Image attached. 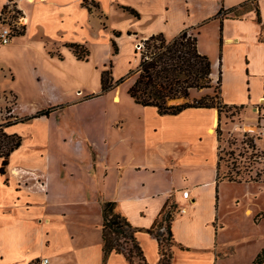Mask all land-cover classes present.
<instances>
[{"label": "crops", "instance_id": "obj_1", "mask_svg": "<svg viewBox=\"0 0 264 264\" xmlns=\"http://www.w3.org/2000/svg\"><path fill=\"white\" fill-rule=\"evenodd\" d=\"M82 1L14 2L24 30L8 47H19L33 58L39 51L56 62L46 75L25 57L29 78L46 96L45 106L17 114L12 85L18 75L9 65L0 100L12 95V115L18 117L56 108L47 116L6 127L22 139L0 173V264H40L43 258L48 264H129L115 252L103 262L101 209L107 200L115 201L116 209L138 229L135 236L147 264H158L160 253L158 240L146 229L169 203L176 207L170 223V264H249L264 247V206H257L258 192L247 188L256 183L262 190L264 180L243 181L248 183L246 192L234 196L236 204L229 210L222 205V190L242 181L220 176L217 109L188 107L159 114L127 94L134 78L121 91L115 90L120 83L101 92L100 73L107 59H92V51L94 46L110 51L113 39L118 53L126 37L138 62L135 50L141 39L158 33L169 39L186 29L196 36L198 52L210 60L211 84L220 71L221 103L242 108V118L250 119L244 125L254 126L264 115V0H86L90 9ZM4 3L0 0V11ZM70 5L96 17L103 29L107 24L101 16L107 22L109 5L127 25L109 27L105 42L68 41L62 31ZM84 15L76 16L75 23L81 24ZM68 43L84 45L87 57L78 59ZM86 64L90 73L84 81L68 67L81 70ZM112 76L121 77L115 72ZM115 91L118 101H113ZM207 92L191 89V96ZM107 93L122 109L109 121L95 105ZM23 125L32 127L23 130ZM182 190H187L186 197ZM233 214L235 224L229 229L227 219ZM5 248L19 252L7 256Z\"/></svg>", "mask_w": 264, "mask_h": 264}, {"label": "trees", "instance_id": "obj_2", "mask_svg": "<svg viewBox=\"0 0 264 264\" xmlns=\"http://www.w3.org/2000/svg\"><path fill=\"white\" fill-rule=\"evenodd\" d=\"M82 4L88 9L91 8L86 0H83ZM94 5L97 6V4ZM121 7L123 10L137 15L132 8ZM4 8L5 3L2 9ZM23 30L18 34L23 33ZM113 33L114 35L119 34L117 31ZM67 46L72 49L78 59H85L88 55V49L82 44L68 43ZM111 47L112 54L117 53V45L113 39H111ZM135 52L138 54L137 65L127 73L128 76L135 74L133 81L127 87V94L134 102L143 106H152L159 114H176L188 107H214L219 114L222 108L226 106L221 103L220 97L217 100V95H211L210 92L191 96V89L211 88V63L207 56L198 52L196 36L188 33L186 29L169 39L161 33L152 34L142 40L140 48H136ZM111 68L112 63L110 62L109 68L103 69L100 73L101 92L109 91L125 80L124 76L114 78ZM220 81L219 71L216 80L218 92L220 91ZM91 96L93 95L87 97ZM175 98H183V102L167 103ZM55 108L56 106H48L33 114L21 117L12 118L10 114L8 117L2 118L0 116V173L4 172L10 153L20 145L22 139L17 133L7 132L6 127L41 115L47 116ZM175 210V205L169 203L162 209L161 216L156 218L150 228L146 229L149 233L154 234L158 240L160 253L158 264L163 262L170 264V246L166 253L162 248L160 235L162 229L165 228L166 234L171 236L170 223ZM101 213L103 261L111 252H115L122 254L129 264H147L142 248L135 236L138 229L132 226L126 216L116 209L115 201H104ZM263 261L264 247L249 264H262Z\"/></svg>", "mask_w": 264, "mask_h": 264}, {"label": "rangeland", "instance_id": "obj_3", "mask_svg": "<svg viewBox=\"0 0 264 264\" xmlns=\"http://www.w3.org/2000/svg\"><path fill=\"white\" fill-rule=\"evenodd\" d=\"M14 1L15 0H9L8 6H13ZM106 7L108 9V13H105L107 15V22L103 16H101V20L107 24V28L103 29L96 17L85 16L77 7L70 5V18L62 31L63 38L68 41L87 42V45H91L96 42H105L104 38H108L109 36V27H122L127 25V21L121 17L120 14H117L111 6L109 7V5H106ZM13 9L16 10V8ZM79 15L85 16L84 19L81 18V24L75 23V17ZM55 41L56 40H53V42ZM140 42H142V39ZM57 43L58 42H55V44ZM8 44L0 45V89L7 88L9 78H7L5 66L9 65L11 70H15L16 75H18V79L12 85L15 89L14 93L17 95V106H19V112H17V114H26L31 112L33 108L45 106L47 104L46 96H44V93L39 90L40 88L38 87V84L34 82L35 80L29 78L27 74L25 57L30 56L26 55L19 47H15L13 49L14 46L10 48L8 47ZM34 53L35 56L34 58L30 57V62H35V66L41 72L49 75L51 72V66L56 61L49 60L48 56H45L44 53H40L39 51ZM132 56L131 42L129 38L126 37H123L119 42L118 53L115 56H112V49H110V51H103L94 46L92 51V59H96L97 61H105L107 59L104 62L103 69H108L111 62L113 63V67L111 68L112 74H114V72L119 73V76H124L126 74L124 82L115 89L119 91H121V88H125L126 85L135 77V74L130 76L127 74L128 71L130 69H134L137 64V60L134 62ZM68 67L71 71H75V73L80 75L81 81H84L89 76L90 69L88 64H86L85 68H82L81 70L73 67L72 65H69ZM94 85L95 83L92 80L90 87L93 88ZM72 90L70 88V91ZM210 94L217 95V100L220 97L216 81L212 83ZM5 95L4 99L0 100V116L3 118L8 117L10 114L12 118L18 117L12 115V108L16 103L15 98L9 94ZM71 95L72 92H69L65 94L64 97ZM179 102H183V100ZM179 102L169 101L167 103L170 104ZM95 105L99 107L100 111L104 112V120L109 121L117 115L118 111L122 112L121 107L118 109L117 104L111 101V95L108 93L101 96ZM241 111L242 108L240 107L224 106L219 113L220 122L216 129L219 140L218 156L220 161V176L228 177L236 181H242V183L229 185L222 190V205H224L226 210L231 209L232 206L236 204L234 196L246 192V186L248 183H244L243 181L264 180V144L263 142H259L257 139L255 140L248 130H244L242 128L244 124H248L250 119L242 118ZM25 127L27 129H31L32 126L23 125L22 129L25 130ZM37 128L39 127L37 126ZM255 184L256 183L250 185L251 187L249 189L247 188V190L258 192L257 206H264V184L262 183V190H258V187ZM248 192L249 191H247V194ZM249 197L252 198V196H248V198ZM234 218L235 214L227 219V227H229V229H231L235 224ZM160 238L162 239V248L167 253L171 240L166 234L165 228L162 229ZM5 249L7 251V256L9 254L11 256H17V252H19V250L14 248ZM41 260L42 259L39 261ZM162 264L165 263L163 262Z\"/></svg>", "mask_w": 264, "mask_h": 264}, {"label": "built area", "instance_id": "obj_4", "mask_svg": "<svg viewBox=\"0 0 264 264\" xmlns=\"http://www.w3.org/2000/svg\"><path fill=\"white\" fill-rule=\"evenodd\" d=\"M8 3L9 0H6L5 8L0 11V45L8 44L13 36L20 33L24 27L21 13L17 9H13L16 8L15 3L13 6H8ZM140 46L141 43H138L136 48H140ZM261 103H264V101H261ZM248 132L255 140L262 139L264 141V115L258 118L254 126H250ZM182 196H187V190H182ZM179 211H183V208H180ZM40 264H48V259L43 258Z\"/></svg>", "mask_w": 264, "mask_h": 264}, {"label": "bare ground", "instance_id": "obj_5", "mask_svg": "<svg viewBox=\"0 0 264 264\" xmlns=\"http://www.w3.org/2000/svg\"><path fill=\"white\" fill-rule=\"evenodd\" d=\"M119 100V92L118 91H115L114 93H113V101H118ZM243 129L244 130H248V129H250V127L248 126V125H244L243 126ZM213 131V129L212 128H210L209 129V132H212Z\"/></svg>", "mask_w": 264, "mask_h": 264}, {"label": "water", "instance_id": "obj_6", "mask_svg": "<svg viewBox=\"0 0 264 264\" xmlns=\"http://www.w3.org/2000/svg\"><path fill=\"white\" fill-rule=\"evenodd\" d=\"M181 100H183V98H175V99H172V100H170L171 102H179V101H181Z\"/></svg>", "mask_w": 264, "mask_h": 264}]
</instances>
